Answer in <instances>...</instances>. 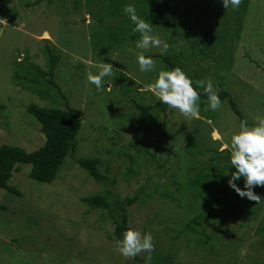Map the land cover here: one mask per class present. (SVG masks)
I'll return each mask as SVG.
<instances>
[{
    "label": "rangeland",
    "instance_id": "rangeland-1",
    "mask_svg": "<svg viewBox=\"0 0 264 264\" xmlns=\"http://www.w3.org/2000/svg\"><path fill=\"white\" fill-rule=\"evenodd\" d=\"M34 1L0 0V9L6 10L7 14V19L0 20V146H18L29 153L40 149L45 141L43 127L27 113V108L32 104L41 108L51 107L54 103H58V107L64 106V99L56 88L31 83L35 74L49 70L46 49L50 47L54 57L59 58L57 84L83 120L76 156L100 158L103 174L111 179L115 177L117 185L102 186L69 158L53 184L31 180L28 169L22 167L9 183L17 187L22 196L0 189V206L6 208L0 211V264H154L151 254L148 259L149 254L145 252L137 255V259L121 256L110 238L115 227L109 214L91 209L81 199L104 193L106 189L125 199L135 195L150 174L157 173L152 168L147 172L141 169L136 178L128 182L123 179L130 159L124 154L118 155L117 151L123 146L127 149L132 140L139 146L150 141L161 160H169L166 167H174L177 161L186 166L184 162L189 156H182L191 143L223 156L229 153L230 148L222 146L230 143L231 132L238 130L239 118L226 103L213 111L207 108L208 102L199 100V118L185 117L170 107L166 113L167 138L161 145L153 142L156 138L152 137V141L144 139L132 126L137 121L138 111L130 109L129 99L140 101L143 97L144 101L140 102L147 105L159 100L147 85L154 81L159 70H164V62L163 58L152 57L155 69L142 73L136 55L140 51L146 56L161 55L160 49L145 51L136 48L135 42L123 40L107 51L108 45L112 44L108 33L110 18H117L113 21L116 24L121 18L125 22L128 17L123 11L125 6L116 7L121 16L112 15L113 0H77L78 6H75L76 0L43 1L35 6ZM249 11L245 17L247 27L241 30V38L235 44L233 73L223 71L210 59L202 63L203 79L199 80L211 79L218 90L217 76H225L224 87L253 123L257 115H264V0H252ZM190 23L197 24L192 19ZM154 25L153 34L169 45L162 56L182 50L180 41L170 43L169 39H176L174 27L166 32L161 24ZM125 28L130 29V34L135 33L133 23ZM236 30L234 38L237 37ZM120 46L125 49L116 50ZM103 62L110 63L113 71L104 78L105 88L98 91L88 82L87 74L98 73ZM193 66L196 67L194 62ZM126 110L134 111V116L127 118ZM159 115L158 120L162 121L164 115ZM214 129L221 132L220 140L213 139ZM161 130L159 127L160 139L163 138ZM113 142L119 145L115 146ZM128 151V155L136 153L134 148ZM211 156L213 153L208 151L196 159L206 161ZM108 167L109 171H106ZM225 174L226 171V181L218 186L219 204L208 207L217 210L218 216L204 222L206 237L201 238L200 244L189 243L190 237L185 233L175 238L183 222L175 220L181 219H167V216L165 219L161 214L158 219L153 218V213L172 207L162 204L163 200L127 207L129 226L141 233L150 232L153 242L159 240L158 251L166 261L170 255V259L179 256L186 264H264V234L257 230L264 226V200L257 203L240 198L228 186L229 177ZM166 179L171 181L170 177ZM237 184L243 187V180ZM257 194L264 198V192ZM244 202L251 204L256 217L252 213L243 215L239 212L233 217L225 215L227 210L240 209ZM208 237L211 238L203 246ZM171 243L174 244L170 247L171 252L165 254L163 249Z\"/></svg>",
    "mask_w": 264,
    "mask_h": 264
},
{
    "label": "trees",
    "instance_id": "trees-1",
    "mask_svg": "<svg viewBox=\"0 0 264 264\" xmlns=\"http://www.w3.org/2000/svg\"><path fill=\"white\" fill-rule=\"evenodd\" d=\"M43 1L50 3L51 0H35L33 5H38ZM251 1L240 0L238 7L233 8L229 5L225 9L221 4V0H113L115 9L112 10V15L121 16L116 11V7L120 8L127 4H132L136 8L137 14L152 24L153 33L155 30L154 24H161L166 32H170L174 27L173 36L176 35V39H169L170 43L177 44L180 41L183 44L182 50L176 54L173 53L167 56L153 55L151 57L163 58L164 70L180 67L196 81L203 79L201 65L204 61L210 59L223 71L233 73L232 64H235L233 52H235L236 42H239L241 38V30L247 27L245 17L250 12ZM75 4V6H78L77 0ZM1 19H7L6 10L4 9H0ZM190 19L197 23L196 26L190 23ZM115 20L118 19L112 17L109 20L110 29L108 33H110L109 38L112 44L108 43L107 51H111L119 41L136 42L140 39L139 33L130 34L128 32L130 29L125 28V26L132 23L128 17L125 22L121 18V22L118 21L113 24ZM235 28H237L236 38L233 35ZM124 49L123 46L116 48L118 51ZM46 53L48 54L47 62L49 64L47 67L49 70L35 74L31 83H38V87L56 88L61 98L64 99V106L58 107V103H54L51 107L41 108L32 104L27 108V113L43 127L44 145L31 153L18 146H0V189L17 197L22 196L17 187L9 184L13 174L21 172L22 167L28 169V175L31 180L43 184H53L58 180L68 158L87 172L95 182L104 187L107 185L116 186L117 180L115 177L111 179L103 174L101 170L103 162L100 158H80L76 156L80 144L78 136L82 129L83 120L81 114L71 107L69 101L66 100L65 94L57 84L56 72L59 58L54 57L50 47H47ZM193 62L196 67L193 66ZM47 77L48 79H46ZM223 77L217 76L216 79L221 103L228 105L230 111L239 118V123L241 120H247L249 124H252L231 93L224 87ZM197 91L201 94L200 100L204 103L207 102L203 89H197ZM153 97L156 99L154 95ZM129 100L130 109L138 111L137 121L132 123L135 133L151 141L152 137L156 138L157 140H153V142L161 145L167 138L168 115L166 113L170 107L162 104L157 99L148 105L140 102L144 101L143 97L140 98V101ZM204 103H202V107H204ZM160 113L164 115L162 121L158 120ZM171 113L174 115V109ZM126 115L127 118H132L134 111L130 113L129 110H126ZM205 116L209 117L207 114ZM159 127L162 128L161 133L164 139L158 138ZM196 134L197 131L194 135ZM149 142L139 146L136 140H132L127 149L126 146H123L117 151L118 155L124 154L130 159L126 171L122 174L123 179L127 182L140 175L141 169H144L145 172L151 168L157 171V173L150 174L145 179V185H141L135 195L120 199L114 196L112 191L106 189L104 193L82 198V203L91 209H98L109 214L115 227L111 232L110 238L112 242H115L116 239L122 238V232L129 227L127 207L136 203L151 204L149 203L151 201L163 200L161 201L162 204H170L172 207L168 208V210L162 208L158 212L153 213V218L156 220L161 214L165 219L166 216L167 219L168 217H173L174 220L181 219L175 220L179 223L183 221L181 223V231L175 238H179L182 233H185L186 236L190 237L189 243L200 244L202 242L201 238L206 237V229L203 228L204 222L218 216L217 210H210L208 207L216 206L220 202L217 196V193H219L218 186L226 181L224 173L227 168L231 167L230 164H226L229 153L226 152V155L223 156L216 151L208 150L213 153V156L209 160L200 161L196 157L205 156L208 151L200 149L199 145L191 143L182 156V158L189 156L184 162L186 166H182V162L177 161L175 166L171 168L166 167L169 160H161L158 152L153 150ZM113 144L115 146L119 145L116 142H113ZM129 148H134L136 153L128 155L130 150L128 152L127 150ZM189 148L195 151L191 152ZM106 171H109V167L106 168ZM166 177H170L171 181L165 180ZM223 191H227V189H223ZM254 191L256 193L264 192V187H256ZM5 209V207L0 206V211ZM252 209L251 204L244 202L240 209L227 210L225 215L233 217L239 212L243 215L252 213L253 217H256ZM190 212L192 215H190ZM257 230L259 233L264 234V226ZM197 236L199 238L196 239ZM210 238L208 237L202 245L206 246L205 243ZM153 244L154 250L151 252V257L154 264H186L180 260L179 256H174L173 259H170L169 255L166 261L162 252L158 251L161 246L160 241L156 240ZM166 246L163 251L165 254H169L171 252L170 247H173L174 244L171 243Z\"/></svg>",
    "mask_w": 264,
    "mask_h": 264
},
{
    "label": "clouds",
    "instance_id": "clouds-1",
    "mask_svg": "<svg viewBox=\"0 0 264 264\" xmlns=\"http://www.w3.org/2000/svg\"><path fill=\"white\" fill-rule=\"evenodd\" d=\"M222 6L226 9L231 5L238 7L240 0H221ZM123 11L134 25L133 31L140 34V39L135 42L136 48L148 50L150 48L160 49L164 55L169 45L159 35L153 34L151 23L137 14L132 4H127ZM136 62L139 71L150 72L155 69V61L151 56H146L144 51L136 55ZM113 67L110 63L103 62L96 74L88 73L87 80L96 86L99 91L106 84L104 78L111 75ZM195 85V86H194ZM147 88L159 99V101L171 108L177 109L183 116L199 118L200 107L198 101L201 94L197 89H203L207 97V108L213 111L221 105L218 90L214 88L211 79L194 81L182 68L174 67L170 70H159L154 81L147 85ZM213 139L220 140L222 134L214 129L211 133ZM222 148H230L226 164L227 184L235 191L240 198L259 203L264 200L254 189L264 187V115H257L252 124L247 120H241L238 130L230 134V143L223 144ZM235 169V171H230ZM243 180V187L237 182ZM118 253L131 259L141 252L150 254L154 250L153 237L150 232L141 233L134 227L129 226L122 232V238L115 241Z\"/></svg>",
    "mask_w": 264,
    "mask_h": 264
},
{
    "label": "crops",
    "instance_id": "crops-1",
    "mask_svg": "<svg viewBox=\"0 0 264 264\" xmlns=\"http://www.w3.org/2000/svg\"><path fill=\"white\" fill-rule=\"evenodd\" d=\"M47 33V32H46Z\"/></svg>",
    "mask_w": 264,
    "mask_h": 264
}]
</instances>
